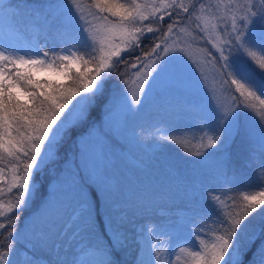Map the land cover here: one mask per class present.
<instances>
[{"label":"snow or ice","instance_id":"obj_1","mask_svg":"<svg viewBox=\"0 0 264 264\" xmlns=\"http://www.w3.org/2000/svg\"><path fill=\"white\" fill-rule=\"evenodd\" d=\"M146 109L190 122L149 130ZM146 137L219 157L171 226L129 216L119 168ZM0 264H264V0H0Z\"/></svg>","mask_w":264,"mask_h":264},{"label":"rangeland","instance_id":"obj_2","mask_svg":"<svg viewBox=\"0 0 264 264\" xmlns=\"http://www.w3.org/2000/svg\"><path fill=\"white\" fill-rule=\"evenodd\" d=\"M28 1L41 2V0ZM37 75L41 79L44 78L42 72ZM136 122L146 129L153 130L154 127L177 128L190 121L179 115L146 109ZM153 144L154 141L146 137L131 151L125 150L124 160L119 168V178L130 201L129 216L136 228L141 224L174 225L180 221L182 214L191 212L199 199L202 185L223 182V177L218 175L219 157L197 164L193 162L195 158L185 156L175 145L155 148ZM232 148L229 150L230 164L237 179L242 183L254 180L255 165L246 166L247 146L245 145L244 153ZM231 175L230 171L229 176ZM50 179L45 191L35 195L30 206L25 209L21 217L22 223L25 218L40 209L44 198L58 186L57 175H52Z\"/></svg>","mask_w":264,"mask_h":264},{"label":"trees","instance_id":"obj_3","mask_svg":"<svg viewBox=\"0 0 264 264\" xmlns=\"http://www.w3.org/2000/svg\"><path fill=\"white\" fill-rule=\"evenodd\" d=\"M28 2H29V1H28ZM146 43H147V42H146ZM232 147H233V148H232ZM232 147H231V148H232L233 150H238L239 152L244 153L243 150H244V148H245V145L240 144L239 142H237V143L233 144ZM58 166H59V165H57V167H58ZM52 175H55V174H52ZM52 175H49V174L45 173L44 175H37V176L35 177V180H36V182H37L38 185H39V189H38V191L35 193V195H37V194H39V193L45 191V188H46L47 184L51 181L50 177H51Z\"/></svg>","mask_w":264,"mask_h":264}]
</instances>
